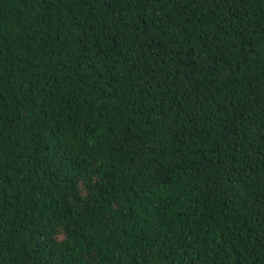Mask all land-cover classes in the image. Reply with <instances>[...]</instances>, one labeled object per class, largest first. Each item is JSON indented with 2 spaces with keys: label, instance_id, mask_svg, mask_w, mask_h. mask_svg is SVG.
<instances>
[{
  "label": "trees",
  "instance_id": "16d2710c",
  "mask_svg": "<svg viewBox=\"0 0 264 264\" xmlns=\"http://www.w3.org/2000/svg\"><path fill=\"white\" fill-rule=\"evenodd\" d=\"M0 264H264V0H0Z\"/></svg>",
  "mask_w": 264,
  "mask_h": 264
}]
</instances>
